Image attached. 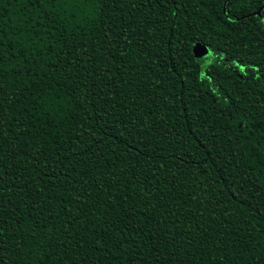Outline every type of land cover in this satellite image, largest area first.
I'll return each mask as SVG.
<instances>
[{
  "label": "trees",
  "instance_id": "1",
  "mask_svg": "<svg viewBox=\"0 0 264 264\" xmlns=\"http://www.w3.org/2000/svg\"><path fill=\"white\" fill-rule=\"evenodd\" d=\"M0 264H264V0H0Z\"/></svg>",
  "mask_w": 264,
  "mask_h": 264
},
{
  "label": "rangeland",
  "instance_id": "2",
  "mask_svg": "<svg viewBox=\"0 0 264 264\" xmlns=\"http://www.w3.org/2000/svg\"><path fill=\"white\" fill-rule=\"evenodd\" d=\"M194 52L201 64L203 72L211 63L216 60L217 57H220L219 54H216L207 45L201 42H196L194 44Z\"/></svg>",
  "mask_w": 264,
  "mask_h": 264
}]
</instances>
